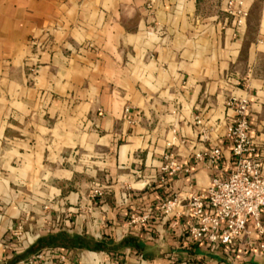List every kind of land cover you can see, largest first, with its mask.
Instances as JSON below:
<instances>
[{
	"label": "crops",
	"instance_id": "obj_1",
	"mask_svg": "<svg viewBox=\"0 0 264 264\" xmlns=\"http://www.w3.org/2000/svg\"><path fill=\"white\" fill-rule=\"evenodd\" d=\"M225 1L0 0V237L20 221L37 232L0 264L49 249V264L62 251L70 264H264L253 224L234 251L208 248L158 209L229 174L231 98L247 101L264 161V0H244L241 24ZM213 147L219 169L196 159ZM61 232L105 248H33Z\"/></svg>",
	"mask_w": 264,
	"mask_h": 264
},
{
	"label": "built area",
	"instance_id": "obj_2",
	"mask_svg": "<svg viewBox=\"0 0 264 264\" xmlns=\"http://www.w3.org/2000/svg\"><path fill=\"white\" fill-rule=\"evenodd\" d=\"M226 11L234 16L238 24L247 16L244 0H226ZM226 105L234 111L226 128V140L231 151V170L229 174L217 172L210 185L188 197L166 198L158 209L165 218L177 227L183 223L184 231L196 244H205L208 248L224 246L234 251L237 240L247 234L253 224L259 237H264V161L251 137V110L245 100L231 98ZM164 172L173 175L179 168L173 159V153L165 155ZM198 161H206L209 166L219 169L223 159L220 147H213L197 153ZM184 171H188L185 168ZM95 196L102 191L94 190ZM176 209L179 211L175 212ZM152 217V211L144 214H131L132 225L144 227ZM21 228V226H19ZM264 250V242L260 243ZM48 254L52 251L47 250ZM142 260V255L139 256ZM38 258H43V252ZM47 259H50L49 257ZM50 263V260H49ZM45 261L42 264H49ZM28 264H34L31 260ZM52 264V263H51ZM56 264H70L69 257L63 251L58 255ZM106 264H117L107 260ZM170 264H196V262L172 261Z\"/></svg>",
	"mask_w": 264,
	"mask_h": 264
},
{
	"label": "rangeland",
	"instance_id": "obj_3",
	"mask_svg": "<svg viewBox=\"0 0 264 264\" xmlns=\"http://www.w3.org/2000/svg\"><path fill=\"white\" fill-rule=\"evenodd\" d=\"M219 8H223V10H226L225 4H219ZM68 220H70V217L60 218L55 224V229L67 227ZM19 226H21V228H19ZM36 233L37 232H34L33 230H27L25 228L24 221L14 223L9 232L5 233L2 237H0V249H3L8 256L14 255L15 252H23L27 249L31 238ZM47 252L48 251L43 252V258L40 259L38 258V256L42 254V251H35L29 256H27L28 259L21 264H28L30 260L34 264H42L45 261L49 263V259L47 258H50L53 253L51 252L50 254H48Z\"/></svg>",
	"mask_w": 264,
	"mask_h": 264
},
{
	"label": "trees",
	"instance_id": "obj_4",
	"mask_svg": "<svg viewBox=\"0 0 264 264\" xmlns=\"http://www.w3.org/2000/svg\"><path fill=\"white\" fill-rule=\"evenodd\" d=\"M128 243L131 245H136V247H140V245L135 242L134 238H129ZM44 245L50 246H64L67 248H85L89 250H99L104 249L105 245L103 242H97L86 236H80L75 234H69L66 232H61L56 235H51L41 239L37 245L33 248H39Z\"/></svg>",
	"mask_w": 264,
	"mask_h": 264
}]
</instances>
